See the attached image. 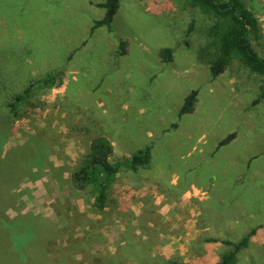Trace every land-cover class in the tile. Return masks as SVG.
Listing matches in <instances>:
<instances>
[{
	"label": "rangeland",
	"instance_id": "rangeland-1",
	"mask_svg": "<svg viewBox=\"0 0 264 264\" xmlns=\"http://www.w3.org/2000/svg\"><path fill=\"white\" fill-rule=\"evenodd\" d=\"M104 1L0 0V264H169L204 254L217 264L221 240L252 231L236 263L264 264L260 78L234 60L214 79L200 60L212 22L176 0H121L111 30L91 34ZM244 1L264 56V0ZM56 71L62 84L13 109L15 95ZM193 90L195 111L180 117ZM98 135L112 142V161L152 147L147 166L117 174L102 209L92 187L71 184Z\"/></svg>",
	"mask_w": 264,
	"mask_h": 264
},
{
	"label": "trees",
	"instance_id": "trees-1",
	"mask_svg": "<svg viewBox=\"0 0 264 264\" xmlns=\"http://www.w3.org/2000/svg\"><path fill=\"white\" fill-rule=\"evenodd\" d=\"M121 0H105L99 4L105 10V15L100 20L93 22L91 34L97 29L106 27L111 30L114 16L118 12ZM184 6H190L200 10L207 16L212 24L208 29L207 42L200 50V60L205 63L215 79L223 74L231 66L234 60L240 62L252 74L260 78L259 95L254 103L264 100V56H261L255 45L261 44L262 33L259 20L255 12L244 0H176ZM191 31V28H190ZM122 54H125L124 45ZM159 57L165 63L173 61V53L170 48L159 51ZM65 80V71L49 73L30 84L21 93L13 97V109L30 103L29 98L39 89H50ZM197 90H193L184 100L179 116L191 114L195 111L197 101ZM12 109V110H13ZM15 113V112H14ZM233 133L222 140L218 147L228 145L235 139ZM152 147L130 155L123 160L112 161L114 146L112 142L103 135L92 138L87 151L81 161L71 172V184L78 191H85L92 187L95 194L94 205L102 209L109 197L113 182L117 174L124 168L136 171L145 167L151 160ZM252 231L242 238L238 243L223 240V244L233 248L223 254L217 264H236L237 255L241 250L248 248ZM169 264H183L178 259L170 260Z\"/></svg>",
	"mask_w": 264,
	"mask_h": 264
},
{
	"label": "crops",
	"instance_id": "crops-1",
	"mask_svg": "<svg viewBox=\"0 0 264 264\" xmlns=\"http://www.w3.org/2000/svg\"><path fill=\"white\" fill-rule=\"evenodd\" d=\"M103 136H105V135H103ZM222 242H223V240H221ZM192 241H190V240H188V245H189V250H191L193 247V245H192ZM225 245V244H224ZM224 245H222L223 246V248H222V252L219 254V256H218V258H221V256L223 255V254H225V253H227V252H229V250H228V248H227V246H224ZM204 253V252H203ZM190 254H192V252H190ZM173 256V255H172ZM205 257H207V256H205V254H204V256L203 257H198L197 259H193V261L192 260H190V258H179V257H171V258H168V259H178L180 262H182L183 264H188V261L190 260V262H189V264H208V262H205ZM237 264V263H236Z\"/></svg>",
	"mask_w": 264,
	"mask_h": 264
}]
</instances>
